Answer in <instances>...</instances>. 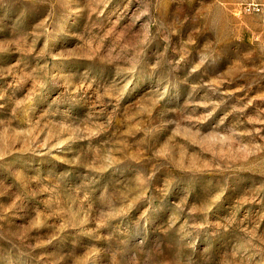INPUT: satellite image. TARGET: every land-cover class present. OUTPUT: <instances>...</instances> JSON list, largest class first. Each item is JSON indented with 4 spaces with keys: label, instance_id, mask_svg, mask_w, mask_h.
Masks as SVG:
<instances>
[{
    "label": "rangeland",
    "instance_id": "rangeland-1",
    "mask_svg": "<svg viewBox=\"0 0 264 264\" xmlns=\"http://www.w3.org/2000/svg\"><path fill=\"white\" fill-rule=\"evenodd\" d=\"M0 264H264V0H0Z\"/></svg>",
    "mask_w": 264,
    "mask_h": 264
}]
</instances>
